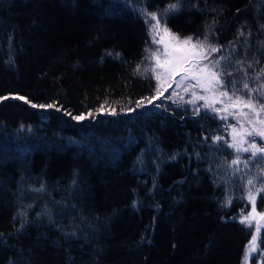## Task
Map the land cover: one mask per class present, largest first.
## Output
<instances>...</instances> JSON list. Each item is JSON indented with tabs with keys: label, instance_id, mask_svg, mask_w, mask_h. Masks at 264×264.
<instances>
[{
	"label": "trees",
	"instance_id": "1",
	"mask_svg": "<svg viewBox=\"0 0 264 264\" xmlns=\"http://www.w3.org/2000/svg\"><path fill=\"white\" fill-rule=\"evenodd\" d=\"M131 1L0 0V264L241 262L256 170L229 165L239 125L177 92L155 100ZM166 24L220 49L230 93L264 82V0H179Z\"/></svg>",
	"mask_w": 264,
	"mask_h": 264
},
{
	"label": "snow or ice",
	"instance_id": "2",
	"mask_svg": "<svg viewBox=\"0 0 264 264\" xmlns=\"http://www.w3.org/2000/svg\"><path fill=\"white\" fill-rule=\"evenodd\" d=\"M179 10V0L177 3L168 4L158 16L155 12L147 13L151 21H155L151 25L152 40L157 45H162V49L158 48L153 54L152 59L155 61V67L151 69L155 73L156 80L160 83V87L163 90H167L164 85L169 79H171L178 72H183L182 80L192 79L196 83L191 85L192 88L199 87L205 93H209L207 96H198L193 92L195 99L204 100L205 108L211 109L213 112L222 113L221 119L226 120L228 116H232L239 127L235 125H229L231 127L232 143L228 146L239 152H250L251 157L255 158L257 154L264 155V146L256 143L255 140L251 142L246 137H259L264 140V102L256 100L251 93L254 91H260V95L264 97V84L260 85L259 89H250L248 83L243 84V89L248 90L245 95H238L236 91L231 93L225 87V75H231V73H224L216 71L219 67L220 61L216 60L210 66L209 64H202V61L208 59L209 53L218 52L220 49L207 43V38L204 41L197 39L195 42L191 36L181 39L178 35L171 32L167 27L166 18L170 12ZM165 20V23L161 24V19ZM223 59V58H222ZM264 76V71L260 73ZM259 79V77H257ZM229 83L235 85V81H229ZM188 91V88H185ZM161 91L158 89L156 96L159 97ZM15 99L24 100V97H14ZM8 99V97H3ZM195 99L191 101L195 103ZM27 102V101H25ZM217 103L223 104V108H216ZM139 106V104H138ZM32 107H37L36 104H32ZM39 107H52V105H39ZM244 109H248L245 111ZM75 119H84L83 116H76ZM245 124L248 126L246 127ZM217 140L222 137H216ZM247 144L248 147H244ZM240 162L239 157L232 161V164H238ZM247 163V161H245ZM253 180L249 179L248 184L252 185ZM264 193V186L257 190ZM248 199L251 202V212L245 215L241 220V223H247L251 226L253 220L256 222V231H260L261 227H264V212L258 213L256 210V197L252 191L249 190ZM257 236L252 237L249 251L255 249ZM247 259V256H246Z\"/></svg>",
	"mask_w": 264,
	"mask_h": 264
},
{
	"label": "rangeland",
	"instance_id": "3",
	"mask_svg": "<svg viewBox=\"0 0 264 264\" xmlns=\"http://www.w3.org/2000/svg\"><path fill=\"white\" fill-rule=\"evenodd\" d=\"M131 3H133L136 12L139 11L140 16L142 15L143 21L144 23L147 25V43H146V54L145 56L148 58V60L150 61V67L153 68L155 67V61L152 59V54L158 49L161 48L162 49V45H157L153 42L152 40V32H151V25L155 23V21H151L150 17L147 15V13L150 12H144L142 9L140 11V7L138 5V1L134 0L131 1ZM128 4V3H127ZM130 7L132 8V4H129ZM162 10H158L155 13H157V15L159 16ZM161 24H164V19H161ZM184 39V38H181ZM195 42V40H193ZM220 57H218L217 53H209L208 54V59L205 61H202L201 63L204 64H209L210 66L212 65V63L216 60H219ZM216 71L218 70V67L215 69ZM262 71H264V67L262 68ZM184 75L183 72H178L177 74H175L171 79H169L167 81V83L164 85V87H166V91L163 90L160 87V83L156 80V90H160L161 91V95L159 97L156 96L155 100H159L160 98H163L164 101H169L167 100V96L166 94L169 93V95H171V93L173 92L176 93L177 95H179V97L181 98V101L183 100H188V101H193L195 99V97L193 96V92L196 93V95L198 96H207L209 95V93H205L201 88L196 87V88H192L191 85H194L196 83L195 80L192 79H188V80H182V76ZM154 77L156 79L155 73H154ZM264 80V77H263ZM264 84V82H260V85ZM226 87V85H225ZM185 88H188V91H185ZM226 89L228 90V88L226 87ZM229 91V90H228ZM230 92V91H229ZM260 98L262 100V102H264V97H262L260 95ZM198 99H195V101H197ZM200 101V103L202 105H204L206 103V101L204 100H198ZM223 104L217 103L215 105L216 108H223ZM245 126L247 127L248 125L245 124ZM231 132V131H230ZM247 140H249L250 142L252 140H255L256 143H258L261 146H264V140H259L257 141L256 139H260L259 137H246ZM232 143V138L230 137V144ZM244 147H248L247 144L244 145ZM233 149V148H232ZM234 154H235V158L237 159V157H239L240 162L238 164H232V161H230L229 165L230 167L236 172V173H240L241 171L243 172H247L249 169L254 168L255 171V175L249 174L248 176L251 175L250 179L254 181V183L252 185L248 184V180L246 182L245 187L246 191H247V195L246 197L248 198V193L249 190L252 191L253 195L256 194L257 190L260 189L262 186H264V155L261 154H257V156L255 158L251 157V153L250 152H237L235 149H233ZM245 161H247V163H245ZM258 171V172H257ZM258 177H260V179L258 180ZM264 194V193H263ZM249 200V199H248ZM251 202L249 201V205L243 210V212H241L239 214V216L237 217V219L241 222V220L243 219V217L245 215H248L251 212ZM258 213H262L264 212V207L263 209H259L256 208ZM262 224H264V222H261ZM246 226H250L247 223H243ZM251 231H253L248 244L245 246V249L243 251V256L241 258V262L240 264H261L262 262V258L264 256V248L261 246L260 244V237L262 234V230H264V227L260 228V231L257 233L256 231V222L255 220H253L252 224H251ZM257 236V241H256V246L255 249L252 251H249L250 248V243L252 241V237L253 236ZM247 256V259H246Z\"/></svg>",
	"mask_w": 264,
	"mask_h": 264
}]
</instances>
